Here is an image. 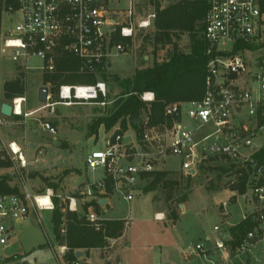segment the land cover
I'll return each instance as SVG.
<instances>
[{
    "label": "built area",
    "instance_id": "obj_1",
    "mask_svg": "<svg viewBox=\"0 0 264 264\" xmlns=\"http://www.w3.org/2000/svg\"><path fill=\"white\" fill-rule=\"evenodd\" d=\"M109 2L0 0V51L4 56L9 53V59L21 71L29 70L26 66L29 58H39L43 62L40 70L53 72L56 57L68 54L79 61V73L100 75L109 67L107 60L112 51L125 53L126 46L115 43L114 37L132 39L138 31L150 30L155 18L153 12L135 18L134 0H130L129 8L124 12L110 11ZM206 5L202 37L208 61L202 99L166 105L164 121L159 125H150L147 117L141 119L140 134L138 136L131 129L134 138L130 141H125L128 129L122 131L115 126L106 133L104 148L89 152L85 159L87 171L92 174L101 172V177L97 181L92 180L89 188L81 192L88 198L93 196L92 187L97 193L104 194L108 186L111 190L108 197H118L129 203L139 183L144 180L143 175L164 171L158 165H163L167 156L179 159L180 172L185 178L198 176L201 167L209 160L241 166L252 163V155L258 150L253 142L264 125V64L248 61L245 53L250 51L235 50V46L259 44L264 36V0H206ZM2 14L17 16L13 29L1 32ZM254 85L256 89H253ZM107 93L108 87L101 79L94 85L62 84L57 90V102L51 103V94L47 91L46 102L39 110L57 104L64 107L75 104L103 107L109 104L105 101ZM253 93H256L255 98ZM99 97L103 100L98 101ZM153 99L150 92L141 95L146 104ZM25 101V96H22L10 102L12 116L28 117L38 112L23 113ZM183 114L188 122L184 121ZM4 119L0 117V126ZM191 123L197 126L193 127ZM208 126L212 132H200ZM43 128L50 134L55 133L48 123L43 124ZM9 148L20 168H25L26 161L20 147L10 143ZM190 170H194L193 175L188 174ZM235 175L232 185L241 173ZM254 179V186L247 189L244 199L253 203L251 214L255 216V225L245 234L233 255L226 245L230 236L215 226L213 231L217 236L213 246L206 249L203 245H195L188 250L187 258L202 257L205 264H248L245 257L251 250H264V167L256 168ZM43 198L47 203L42 201ZM53 198L66 203L71 212L80 209L77 197H62L51 189H46L41 195H33L24 186L20 195L0 194V247L7 243L10 221L20 224L33 211H52ZM100 199L105 198H96L97 203ZM220 207L223 208V216H228L226 204L222 203ZM162 218L155 215L158 221ZM85 220L96 231L100 229L101 218L92 207L87 209ZM116 242L117 238L106 239L105 249L113 247ZM58 249L59 256L63 258L67 248L60 246Z\"/></svg>",
    "mask_w": 264,
    "mask_h": 264
},
{
    "label": "rangeland",
    "instance_id": "obj_2",
    "mask_svg": "<svg viewBox=\"0 0 264 264\" xmlns=\"http://www.w3.org/2000/svg\"><path fill=\"white\" fill-rule=\"evenodd\" d=\"M180 0H161L166 6ZM130 0H110L109 10L124 12L129 8ZM135 18L145 17L152 11L148 0H134ZM11 18V21H9ZM17 16H1V32L14 27ZM143 35H135L130 43L125 45V53L116 54L112 51L107 63L109 67L105 74L115 75L120 79L130 78L137 67L146 66L152 62V48L143 45ZM0 37V49H1ZM264 42V36L259 44ZM180 50L187 52L188 38L181 36L177 41ZM163 52H160L162 55ZM264 55V49L245 53L248 61L256 62ZM0 51V101L3 97L2 80H11L16 74L17 64L9 59V53L4 58ZM142 60L144 62H142ZM29 70H23L25 75V103L23 113L38 110L32 116L19 119H4L0 126V152L8 157L12 168L0 169V176H14L11 184H16L20 192L26 189L33 195H41L42 184L39 176L60 178L57 195L77 197L82 203L88 197L85 193L89 183L97 181L101 172L93 174L85 168V159L89 152L102 150L106 133L101 127L97 135H89V125L97 113L95 110L102 106L93 104H75L64 107L59 104L42 109L44 103L35 98L38 92L43 62L39 58H29L26 61ZM34 71V72H33ZM102 80V78H100ZM111 95L116 89L113 84L108 85ZM257 87L254 85L253 89ZM256 93H253V98ZM57 101V100H56ZM112 102V100L110 99ZM109 101V103H111ZM52 102V101H51ZM56 103V102H55ZM109 105V104H108ZM187 110L186 107L183 109ZM147 114L143 112L142 120ZM1 117V116H0ZM184 121H187L183 114ZM48 123L54 129V134L48 133L43 124ZM191 126L196 127L195 123ZM125 141L134 138L131 127L128 126ZM211 126L204 127L200 132H212ZM15 142L21 149L26 160L25 168L21 169L17 159L13 156L9 144ZM59 143V145H57ZM257 149L264 146V125L253 142ZM41 152V154H38ZM158 167L172 173L170 178L179 181V188L174 190V201L170 204L165 200V190L160 187L156 191L146 192L145 180L136 188L133 199L126 203L116 197L112 199L114 210L105 216L125 218L128 221L117 242L111 248L91 250L87 262L89 264H205L202 257L187 258L189 249L195 245L204 248L213 246L217 234L213 231L215 226L224 229L225 223L235 225L250 215L254 209L253 203L247 202L244 196L237 191H230L231 181L235 173H221L220 168L229 169L230 165L223 161L209 160L199 171V175L192 178L189 183L180 178L179 159L167 156L163 165ZM206 167L213 170L205 171ZM209 183L222 189L210 193L206 190ZM188 184L189 193L182 207H177L175 200L180 192H186L184 187ZM235 196V201L230 198ZM226 204L228 216H223L221 204ZM59 205L66 207V203L59 200ZM54 206V205H53ZM170 208L178 215L175 222L167 216ZM158 212V213H155ZM162 215V220L155 219L156 214ZM51 211H36L20 224L9 222V237L5 246L0 247V264H64L59 256L58 247L54 240ZM227 227V226H226ZM218 254V253H217ZM217 257V255H216ZM248 264H264V250L255 248L248 256ZM210 264V263H207Z\"/></svg>",
    "mask_w": 264,
    "mask_h": 264
},
{
    "label": "trees",
    "instance_id": "obj_3",
    "mask_svg": "<svg viewBox=\"0 0 264 264\" xmlns=\"http://www.w3.org/2000/svg\"><path fill=\"white\" fill-rule=\"evenodd\" d=\"M155 15L152 28L146 32L138 31L136 35H143V45L152 48V62L149 65L137 67L130 78L120 79L115 75L82 74L79 73V61L68 54H59L55 60L53 72L42 71L40 86L45 87L51 94V103L57 102V90L62 84L68 85H94L102 78L106 85L113 84L116 89L114 96L108 89L105 101L109 105L95 110L97 117L89 125V135H97L99 129L103 127L105 132H109L115 126H119L122 131H126L128 126L139 136V122L143 112L147 114L150 125L163 123L164 107L171 103H190L202 99L205 90V72L208 58L206 57V45L203 41V18L206 13V0H180L161 5V0H148ZM188 38L187 52L180 50L177 41L181 36ZM115 43L128 45L130 39L114 37ZM264 49V42L258 45L237 44L235 50H248L250 52ZM160 52H163L160 55ZM264 64V55L258 59ZM142 62H144L142 60ZM3 100L10 103L16 97H22L26 93L25 75L18 67L16 75L12 80L2 84ZM145 92L153 94L151 103H144L141 95ZM37 99V95H35ZM103 98L99 97L98 101ZM19 119L21 116H12L11 119ZM136 121V122H135ZM252 163H245L243 166L229 163V169H217L221 173L232 170L233 173H241L237 182L230 187V191H237L239 195L245 194L247 189L254 186L255 171L257 167H264V146L259 148L252 155ZM12 168V163L8 157L0 152V169ZM201 167L200 170H203ZM213 170L206 167L205 171ZM168 171H157L143 175L146 182L144 190L146 192L156 191L159 187L165 190V200L168 204L174 201L173 192L178 189L179 181L169 177ZM14 176H0V194L20 195V189L16 184H11ZM187 183L192 179L180 175ZM42 184V194L46 189H51L55 194L59 191L61 179L56 177L39 176ZM93 196L85 199L77 212H71L66 207L59 205V200L53 198L54 208L51 211L52 230L55 243L58 247L65 246L67 251L63 255V260L67 264L79 262L87 264L84 259H77L75 253L83 251L88 257L91 250L104 249L106 239L118 238L121 236L124 222L122 220L100 221V229L96 231L91 224L85 220V214L89 207H92L100 217L101 207L96 198H107L110 188L107 186L106 193L99 194L95 187H92ZM186 192L181 193L175 200L177 207L183 205L189 193L188 184L184 187ZM206 190L210 193L221 191L222 189L213 183H209ZM167 218L171 222L178 219V215L170 208ZM255 225V216L248 215L242 221L232 227H224L223 231L230 236V241L226 243L231 255L239 245L245 234ZM63 230V233L61 231Z\"/></svg>",
    "mask_w": 264,
    "mask_h": 264
},
{
    "label": "water",
    "instance_id": "obj_4",
    "mask_svg": "<svg viewBox=\"0 0 264 264\" xmlns=\"http://www.w3.org/2000/svg\"><path fill=\"white\" fill-rule=\"evenodd\" d=\"M46 96H47V89L45 87L39 88L38 92H37V101L39 103H45L46 102ZM12 111H13V108L10 105V103L3 102V103L0 104V116L4 117L5 119H10L11 118ZM57 145H59V143H57ZM188 174L193 175L194 174V170L188 171ZM98 204L100 206H104L106 204V200L105 199H100L98 201ZM180 207H182V205H180ZM84 256L85 255H84L83 251H77L75 253V257L77 259H81Z\"/></svg>",
    "mask_w": 264,
    "mask_h": 264
},
{
    "label": "crops",
    "instance_id": "obj_5",
    "mask_svg": "<svg viewBox=\"0 0 264 264\" xmlns=\"http://www.w3.org/2000/svg\"><path fill=\"white\" fill-rule=\"evenodd\" d=\"M6 56V55H5ZM5 56H2L3 58L5 57ZM16 73V72H15ZM16 75V74H15ZM15 75H14V77H15ZM13 77V78H14ZM12 78V79H13ZM11 79V80H12ZM5 81H9V80H2L1 81V83L3 84ZM37 95V94H36ZM4 102V100H3V97H2V99H1V101H0V104L1 103H3ZM10 143H15V142H10ZM16 144V143H15ZM17 145V144H16ZM18 146V145H17ZM22 155H23V153H22ZM24 156V155H23ZM15 157V156H14ZM26 161V160H25ZM114 198H116V197H107V198H105V200H106V204L104 205V206H101V215H100V218L101 219H103V220H122L124 223L126 222V219L125 218H115V217H112L111 215L110 216H105V215H107L108 213L110 214L115 208H114V205H113V202H112V199H114ZM230 200L233 202V201H235V196H232L231 198H230ZM248 202V201H247ZM155 213H158V212H155ZM157 215H161L160 213L159 214H157ZM162 216V215H161ZM243 220V219H242ZM241 220V221H242ZM239 223V222H238ZM236 225V224H235ZM225 226H227V227H232V226H234V225H228L227 223H225ZM58 247V246H57ZM88 257H89V255H88ZM88 257H83L82 259H84L83 261L84 262H86L87 264H89L88 262H87V259H88ZM63 260V259H62ZM64 262V264H67L65 261H63Z\"/></svg>",
    "mask_w": 264,
    "mask_h": 264
},
{
    "label": "bare ground",
    "instance_id": "obj_6",
    "mask_svg": "<svg viewBox=\"0 0 264 264\" xmlns=\"http://www.w3.org/2000/svg\"><path fill=\"white\" fill-rule=\"evenodd\" d=\"M18 108L16 109V113H18ZM13 149L15 150V151H17V149H16V146H13ZM42 201H45L46 203H47V199L46 198H43L42 199ZM158 217L161 219L162 218V216L161 215H158Z\"/></svg>",
    "mask_w": 264,
    "mask_h": 264
}]
</instances>
